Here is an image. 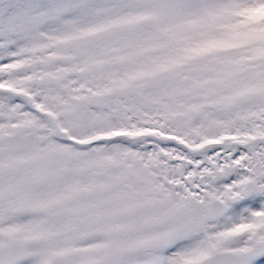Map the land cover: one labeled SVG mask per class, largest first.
Masks as SVG:
<instances>
[{"label": "snow or ice", "instance_id": "snow-or-ice-1", "mask_svg": "<svg viewBox=\"0 0 264 264\" xmlns=\"http://www.w3.org/2000/svg\"><path fill=\"white\" fill-rule=\"evenodd\" d=\"M0 264H264V0H0Z\"/></svg>", "mask_w": 264, "mask_h": 264}]
</instances>
